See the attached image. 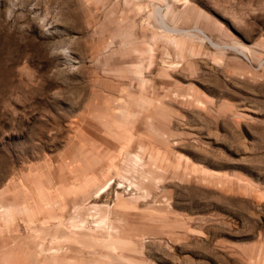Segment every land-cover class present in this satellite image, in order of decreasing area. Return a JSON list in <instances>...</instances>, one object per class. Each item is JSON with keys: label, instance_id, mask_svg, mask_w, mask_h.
<instances>
[{"label": "rangeland", "instance_id": "374dc122", "mask_svg": "<svg viewBox=\"0 0 264 264\" xmlns=\"http://www.w3.org/2000/svg\"><path fill=\"white\" fill-rule=\"evenodd\" d=\"M0 264H264V0H0Z\"/></svg>", "mask_w": 264, "mask_h": 264}]
</instances>
